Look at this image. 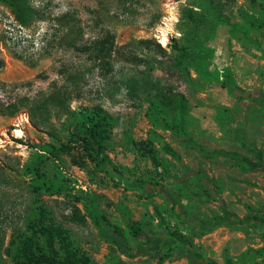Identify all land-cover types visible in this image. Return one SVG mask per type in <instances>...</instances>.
<instances>
[{
  "label": "rangeland",
  "instance_id": "rangeland-1",
  "mask_svg": "<svg viewBox=\"0 0 264 264\" xmlns=\"http://www.w3.org/2000/svg\"><path fill=\"white\" fill-rule=\"evenodd\" d=\"M214 1L221 4L219 22L199 0H55V12L69 5L78 10L85 41L101 30L114 35L113 69L104 80L85 55L57 49L30 64L1 47L0 104L47 91L70 62L82 74L79 96L95 99L113 124L105 142L108 162L95 167L79 150L48 159L40 149L53 140L32 128L23 110L0 114V264H13L15 243L29 234L35 207L47 211L91 264H264V97L236 100L230 92L264 91V27L254 21L264 18V0ZM190 9L207 15L205 26L186 20ZM0 12L11 18L7 8ZM194 32L210 57L196 45L183 49ZM38 33L34 44L21 48H41ZM170 93L186 99L183 134L169 127L173 110L158 105L157 99L168 104ZM61 123L55 126L66 142L74 120ZM164 144L215 184L214 198ZM214 149L242 160L203 153ZM36 161L56 191L34 190L29 168ZM155 184L160 187L150 191ZM80 191L93 192L101 212L125 232L131 224L145 230L143 239L130 240L136 257L120 254L92 222L70 221L74 208L83 212Z\"/></svg>",
  "mask_w": 264,
  "mask_h": 264
},
{
  "label": "trees",
  "instance_id": "trees-1",
  "mask_svg": "<svg viewBox=\"0 0 264 264\" xmlns=\"http://www.w3.org/2000/svg\"><path fill=\"white\" fill-rule=\"evenodd\" d=\"M204 4V12L217 15L221 4L214 0H199ZM0 6L7 8L11 18L1 15L0 12V50L1 47L8 50L14 57L30 64H35L38 57L51 55L54 50H64L72 55H85L98 71L97 77L104 80L106 75L113 69L112 57L115 47L114 35L108 30L100 33L90 40L85 41V33L78 10L69 5L65 10L55 12V0H0ZM207 15L195 16L192 9L186 12V20L194 27L205 26ZM257 27H264V18L255 19ZM212 27H214L212 25ZM44 28V29H43ZM42 44L38 50H29V47L21 48L23 43L34 44V38L39 36ZM199 32H194L183 47L189 50V45L199 46L201 41ZM52 41L51 44H49ZM49 42V43H48ZM157 48L161 49L158 44ZM204 57H210V50L198 47ZM4 65V59L0 51V69ZM60 80L52 81L47 91H40L34 96L17 98L6 104H0V114L12 117L20 111L27 114L29 124L36 131L46 134L54 143L45 144L40 151L47 155L48 159L57 160L59 153H70L79 150L81 156L91 162L95 167H102L108 162L105 154V142L109 139L113 124L112 116L97 104L93 98L79 96L77 87L82 78L81 72L68 62L57 71ZM226 82H229L226 76ZM74 87H70V85ZM233 87V86H232ZM231 95L236 100H259L264 97V91L245 92L232 88ZM166 98L168 104L158 100V105L164 110H173L170 129L183 134L186 121V99L181 93H170ZM76 102V107L72 106ZM74 120V126L68 131L70 137L64 142L58 135L55 123L63 127L61 121ZM163 151L185 168L188 175L196 178L206 194L214 198L216 195L215 184L207 180L199 171H194L185 166L180 155L168 144L163 145ZM151 154L150 150L146 152ZM207 157H223L232 161L240 162L242 158L235 152L223 149H214L203 152ZM37 154V159L42 158ZM154 160V157L151 156ZM78 163V162H76ZM84 161L82 162V165ZM43 163L36 161L29 168L33 175L35 191H56L54 183L46 178L45 172L41 171ZM247 170L252 167L248 166ZM160 187L155 184L150 191ZM80 201L83 212L74 208L70 221L78 225L92 222L100 232L101 237L113 246L120 254L134 258L138 255V248L131 241H140L145 236V230L131 224L125 232L122 228L112 224L101 212L98 206V198L91 191H80ZM33 222L28 226V235L15 243L13 264H91L90 260L77 249L71 248L67 232L52 223L46 210L35 207L32 211ZM131 240V241H130ZM264 249V248H263Z\"/></svg>",
  "mask_w": 264,
  "mask_h": 264
}]
</instances>
